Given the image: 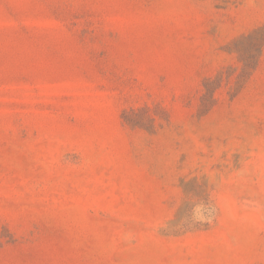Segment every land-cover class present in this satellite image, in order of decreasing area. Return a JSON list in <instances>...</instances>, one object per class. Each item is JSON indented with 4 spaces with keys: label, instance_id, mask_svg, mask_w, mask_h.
Instances as JSON below:
<instances>
[{
    "label": "rangeland",
    "instance_id": "rangeland-1",
    "mask_svg": "<svg viewBox=\"0 0 264 264\" xmlns=\"http://www.w3.org/2000/svg\"><path fill=\"white\" fill-rule=\"evenodd\" d=\"M0 264H264V0H0Z\"/></svg>",
    "mask_w": 264,
    "mask_h": 264
}]
</instances>
